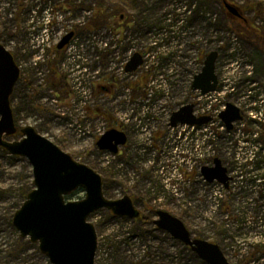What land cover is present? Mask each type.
Segmentation results:
<instances>
[{
    "label": "rangeland",
    "instance_id": "rangeland-1",
    "mask_svg": "<svg viewBox=\"0 0 264 264\" xmlns=\"http://www.w3.org/2000/svg\"><path fill=\"white\" fill-rule=\"evenodd\" d=\"M230 1L248 29L230 21L221 0H0V42L21 73L11 98L16 125L34 127L94 169L107 198L127 194L141 212L90 214L94 264H208L155 226L158 210L218 244L230 264H264V0ZM69 31L74 37L58 50ZM212 50L218 85L200 95L191 78L201 51ZM135 52L143 63L125 72ZM227 102L243 113L229 131L217 117ZM189 103L212 122L171 127V113ZM110 128L127 136L116 154L96 145ZM215 157L226 187L201 174ZM25 187H33L30 163L0 149V264H51L12 225ZM83 197L76 189L66 198Z\"/></svg>",
    "mask_w": 264,
    "mask_h": 264
},
{
    "label": "water",
    "instance_id": "water-1",
    "mask_svg": "<svg viewBox=\"0 0 264 264\" xmlns=\"http://www.w3.org/2000/svg\"><path fill=\"white\" fill-rule=\"evenodd\" d=\"M226 8L236 13L229 4ZM72 36L73 32L63 36L57 49L67 44ZM216 57V51L208 53L201 72L193 78L192 90L206 94L216 89ZM142 62V55L135 52L125 66L126 72L135 71ZM19 77L20 70L11 52L0 42V147L28 160L33 182V188L13 214L12 225L21 238L36 242L40 253L51 264H94L97 238L94 225L88 220L90 214L104 208L115 216L135 219L140 213L127 194L117 199L107 198L103 193L102 178L94 169L73 159L34 127L17 128L10 97ZM193 107V104H185L172 112L170 126L202 125L211 120L210 116L196 117ZM219 117L228 130L234 121L242 118L239 108L232 103H226ZM17 131L21 138L9 140ZM126 140L123 131L111 128L98 138L96 145L100 150L116 154ZM201 173L208 182L217 180L227 185V170L217 157L212 166H203ZM76 189L84 191L82 199L65 198ZM156 217L153 223L158 229L188 246L206 263L230 264L218 244L193 238L178 217L164 210H158Z\"/></svg>",
    "mask_w": 264,
    "mask_h": 264
},
{
    "label": "flooded vegetation",
    "instance_id": "flooded-vegetation-1",
    "mask_svg": "<svg viewBox=\"0 0 264 264\" xmlns=\"http://www.w3.org/2000/svg\"><path fill=\"white\" fill-rule=\"evenodd\" d=\"M226 4H229L230 6H232L233 8H235L236 13L234 14L231 11H229L226 8ZM221 7L223 8V11H224L225 15L230 19V21L233 24H236V25H238V26H240V27H242L244 29H248V26H249L248 23H249V21L247 19V16H246L245 12L243 11V8L240 5H237V4L233 3V2H231L230 0H221ZM118 18H119V20L122 21V19L124 18V14L123 13H119ZM214 51L217 52V57H216V60H217L219 53H218L217 50H214ZM209 52L201 51L200 60L202 61V67L204 65V60L206 59V57H207V55H208ZM215 63H216V61H215ZM200 72H201V70L198 73H200ZM198 73H196L195 75H197ZM195 75H193L192 78H191L190 88H191V84H192V81H193V78H194ZM192 91L195 92L194 90H192ZM133 203L135 205V202L134 201H133ZM135 207H136V205H135ZM138 211H139V209H138ZM139 213H140V215L136 219L142 218V215H141V212L140 211H139Z\"/></svg>",
    "mask_w": 264,
    "mask_h": 264
},
{
    "label": "trees",
    "instance_id": "trees-1",
    "mask_svg": "<svg viewBox=\"0 0 264 264\" xmlns=\"http://www.w3.org/2000/svg\"><path fill=\"white\" fill-rule=\"evenodd\" d=\"M50 80H53L52 77L48 80V82H50ZM14 91V90H13ZM13 95V94H12ZM12 98V97H11ZM18 133H16L15 136H17ZM0 149L3 151V152H6L5 149H3L2 147H0ZM7 153V152H6ZM32 189V187H25V190L22 191V198L23 200L26 198V195L27 193Z\"/></svg>",
    "mask_w": 264,
    "mask_h": 264
},
{
    "label": "built area",
    "instance_id": "built-area-1",
    "mask_svg": "<svg viewBox=\"0 0 264 264\" xmlns=\"http://www.w3.org/2000/svg\"><path fill=\"white\" fill-rule=\"evenodd\" d=\"M259 115H260V117H261V118H263V116H262V113H261V112H259ZM262 154L264 155V150L262 151Z\"/></svg>",
    "mask_w": 264,
    "mask_h": 264
}]
</instances>
